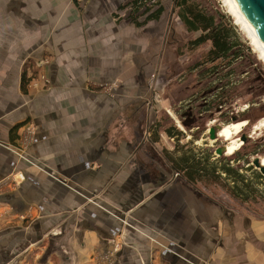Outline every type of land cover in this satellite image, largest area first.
<instances>
[{
  "label": "crops",
  "instance_id": "1",
  "mask_svg": "<svg viewBox=\"0 0 264 264\" xmlns=\"http://www.w3.org/2000/svg\"><path fill=\"white\" fill-rule=\"evenodd\" d=\"M130 1L0 0V259L264 264V217L203 189L210 146L147 137L174 0Z\"/></svg>",
  "mask_w": 264,
  "mask_h": 264
},
{
  "label": "rangeland",
  "instance_id": "2",
  "mask_svg": "<svg viewBox=\"0 0 264 264\" xmlns=\"http://www.w3.org/2000/svg\"><path fill=\"white\" fill-rule=\"evenodd\" d=\"M172 1L169 0V4H172ZM196 1L209 13L214 14L218 22H221L219 16H224V24L233 29L235 40L240 43L238 49H240L242 54L239 56L240 58L235 65L232 60L229 61L224 58L216 60L213 63H204L202 70L216 72L221 70L223 65L232 64L233 66L230 72H240V74H236V76L239 75L241 77L240 82L235 87H229L227 89L228 99L225 98V100L229 108H232V103H234L235 99L240 100L242 111L240 113V121L237 122L244 124L246 122V126H243L242 133L245 132L247 135L246 141L240 137L243 144L235 154H224L220 157H215L213 159L214 161H211L212 163L218 162L215 166L219 170H216L211 165L209 186L203 184V189L215 194L219 198L218 200H227L226 202L228 204L235 205L233 209L239 214L241 212L247 214L252 213L256 217H264V173L253 163L255 158L264 156V128L262 127L258 131L255 129V126L264 118V60L261 59L259 52L251 44L248 34L246 35L242 27L236 23L225 0ZM78 2L81 4L84 3L83 0H79ZM173 33L176 35L172 37ZM199 34L202 33L187 30L176 12L169 40L170 48L165 52L164 59L159 68L154 69L149 77L151 81L157 70L159 71L156 75L158 80L155 89L156 94L151 107L149 129L150 137L154 136L155 130L161 132L160 143L163 145L167 144V142H177L181 146L188 145L189 148H198L194 146V141L200 139L199 144L205 145L208 143V140L202 139V132L207 125L205 122L198 120L197 117L194 123H203L200 129L193 133L192 139H187L186 134L178 127V122L180 121L179 124L187 130L188 134L190 133L191 127H195V124L188 122L185 118L188 110L187 100L191 97V94H195L196 99H199L208 89L205 87L208 78H203L202 81H199L201 77V73L199 72L201 70L191 71L193 65L198 64L199 61H206L210 57L208 54L210 48H212L210 41L196 48L191 47L192 41ZM227 71L229 72V70ZM236 78L238 79V77ZM246 104H248L249 108L244 110ZM200 107L201 103L199 101L198 107L194 111L197 113V111H200ZM174 117L179 119L177 123ZM249 121L250 124H248ZM234 123L236 122L234 121ZM165 127H173L181 130L180 132L184 135L181 136L182 141L179 142L177 139L172 140L171 137L164 133ZM220 139V143L227 142L224 138ZM214 145L217 144L215 143ZM209 150L213 154L214 147L211 146ZM232 159L235 160L234 163L230 162ZM223 165H228L226 167L232 170L223 174ZM0 264L10 263L0 259Z\"/></svg>",
  "mask_w": 264,
  "mask_h": 264
},
{
  "label": "trees",
  "instance_id": "3",
  "mask_svg": "<svg viewBox=\"0 0 264 264\" xmlns=\"http://www.w3.org/2000/svg\"><path fill=\"white\" fill-rule=\"evenodd\" d=\"M162 1L163 0H131L127 5L123 7L131 6L133 9L130 13L131 15L134 14V16H136L141 11H144L145 13L151 12L147 16V19H158L160 14L163 12V8L161 5ZM176 12L177 16L184 23L187 30L191 32H202L200 36H198L197 38H195L194 41H192L191 47L196 48L209 41L212 43V48L210 49L208 54V56L210 57L206 59V61L198 63L200 66H204V63L206 62L213 63L216 60L224 58L229 61L232 60L233 62L235 58L239 57L242 54L240 49H238L240 43L235 40V36L233 35V29L224 24V16H219L221 22H218L216 20V16L212 13H209L196 0H177ZM175 35L176 34L173 33L172 37ZM200 66H198L197 68H200ZM200 69L202 71V68ZM24 78L25 76L23 75V88L25 82ZM196 81L198 80L196 79ZM225 96L228 98V92L225 93ZM187 121L193 123L194 119L191 118L190 121ZM168 131L171 136H175L176 133H179L173 127H170Z\"/></svg>",
  "mask_w": 264,
  "mask_h": 264
},
{
  "label": "built area",
  "instance_id": "4",
  "mask_svg": "<svg viewBox=\"0 0 264 264\" xmlns=\"http://www.w3.org/2000/svg\"><path fill=\"white\" fill-rule=\"evenodd\" d=\"M76 1L78 2L79 0H76ZM85 1L86 0H83V2H85ZM132 10L133 9L131 6H129L127 8V11L129 12V14L132 12ZM239 58L240 57H237L233 60L234 65L238 62ZM232 66H233L232 64L223 65L221 70H218L216 72L207 71L205 73L204 78L205 79L208 78L206 86H205L208 89L203 93V95H201V97H199V99L198 98L196 99L195 94H193V97H191L187 100V107H188L187 109L188 110L190 109L191 102H194V106H196V108H197L198 102L200 101L201 107L199 108L200 111H197V115L202 116L204 113H210L214 116L213 120H211L209 123H207L206 129L202 133V137H203L202 139L206 140V141L208 140V144H205V145H209L210 147L211 146L214 147L213 154L216 158L226 154V151H224L223 154L217 153V148H219L221 146L214 145L215 143L217 144V140H213V142H212V139L210 138L211 127L214 126V124H221V127H223V126H225L224 124L228 125V124L234 123V120H233L234 117L240 115V113L242 111L241 104L239 102L240 100L238 98H237L238 100L235 99L234 103H232V105H233L232 108L228 107V103L225 100V98L228 99L225 96V93L228 91L227 89L229 87H235V85L240 82V78H241L239 75L236 76V74H240V72H238V73L230 72V69ZM200 68L203 69V66H201ZM200 68H197V69H200ZM227 70H229V72ZM202 71L204 72V70H202ZM202 71H200L199 73H201ZM158 72H156L154 74L155 78L153 76V79L151 81L150 80L148 81L149 82L148 88H149L150 95L146 100V108L149 111H151L154 96L156 94L155 89H156V84H157V80H158L156 75ZM211 76H212V79H211ZM236 77H238V79ZM248 108H249V106H248V104H246L244 110L248 109ZM188 110H187V113L185 115V118L187 120L188 119L190 120L191 117H190V115H188V113H189ZM227 114H228V116H227ZM174 120L176 121V123H177V121H179V119L175 118V117H174ZM179 122H178V127L186 134V138L192 139L193 133L199 129V126L195 125V127H191L190 133L188 134L187 130H185L182 127V125L179 124ZM175 125H177V124H175ZM175 130L178 131L179 133L178 134L176 133V136L172 137L171 139L172 140L177 139L179 142L182 141L181 136H184V135L182 134V132H180L181 130H177V129H175ZM145 133H146L147 137H150V129L149 128L146 130ZM218 134L220 135V131ZM199 140L194 141L195 144H198ZM210 141H211V143H210ZM225 145H227V144H225ZM225 148H226V146H225ZM234 161L235 160L232 159L230 162L234 163ZM250 165H251V163H250ZM0 193H1V186H0Z\"/></svg>",
  "mask_w": 264,
  "mask_h": 264
},
{
  "label": "bare ground",
  "instance_id": "5",
  "mask_svg": "<svg viewBox=\"0 0 264 264\" xmlns=\"http://www.w3.org/2000/svg\"><path fill=\"white\" fill-rule=\"evenodd\" d=\"M225 1L229 6L230 13L234 16L236 23L242 27V29L246 32V35L248 34V38L251 40V44L256 48L255 50L259 52V56L261 57V59L264 60V42L255 31L253 25L243 14L237 1L235 0H225ZM241 126H242L241 124H228L223 127H220L221 129L219 136L224 138L226 141H228V144L226 145V149H225L227 155L235 154L242 147L243 144L242 141H235L236 137L241 132ZM262 127L264 128V118L260 120V122L255 126V129L256 131H258ZM260 161L261 164L264 165V156L260 158Z\"/></svg>",
  "mask_w": 264,
  "mask_h": 264
},
{
  "label": "water",
  "instance_id": "6",
  "mask_svg": "<svg viewBox=\"0 0 264 264\" xmlns=\"http://www.w3.org/2000/svg\"><path fill=\"white\" fill-rule=\"evenodd\" d=\"M235 1H237L241 11L246 16V18L249 20V22L253 25L255 31L257 32L259 37L264 42V0H235ZM176 2L177 0H174V4L169 14L168 30L170 29V26H172V23H173ZM165 44H166V39L164 41V45ZM210 138L213 140L217 138L216 126L211 127ZM243 140L245 141L244 138ZM225 149H226L225 147H219L217 148V153L223 154ZM253 163L255 164V166L260 168V170L264 173V165L261 164L259 157L255 158L253 160Z\"/></svg>",
  "mask_w": 264,
  "mask_h": 264
},
{
  "label": "flooded vegetation",
  "instance_id": "7",
  "mask_svg": "<svg viewBox=\"0 0 264 264\" xmlns=\"http://www.w3.org/2000/svg\"><path fill=\"white\" fill-rule=\"evenodd\" d=\"M191 97H193V94H191ZM190 97V98H191ZM194 101V100H193ZM196 109V106H194V102H191V104H190V109H189V113H188V115H190V117L192 118V119H194V121H195V118L197 117V119L198 120H201V121H203V122H205L206 123V125H207V123H209L211 120H213V118H214V116L212 115V114H210V113H204L202 116H200V115H197V113L194 111ZM240 116H241V114L240 115H238V116H235L234 117V121L236 122V123H234V124H241L242 126H241V132H240V134L236 137V140L235 141H241L240 140V137H242V138H244L245 139V141H246V139H247V135H246V133L245 132H243L242 133V130H243V126L245 125L246 126V122H245V124L244 123H240V122H237V121H240ZM190 121V120H189ZM194 121H193V124H195V125H197V126H199V129H200V127H201V124L203 123H201V124H199V123H194ZM248 124H250V121H249V123ZM214 126H216V131H217V138L215 139V140H217V146H221V147H225L226 145L225 144H227L228 143V141L225 143H220V141H221V139L220 138H222V137H220L219 136V131H220V127H221V124H214ZM198 129V130H199ZM206 129V128H205ZM203 133V132H202ZM213 141V140H212ZM219 141V142H218ZM223 142V141H222ZM206 144H208V143H206ZM225 145V146H224ZM240 162H241V160H239ZM180 175V173L179 172H177L176 173V176H179Z\"/></svg>",
  "mask_w": 264,
  "mask_h": 264
}]
</instances>
